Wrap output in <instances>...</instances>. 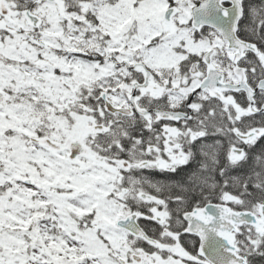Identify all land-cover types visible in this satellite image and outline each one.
<instances>
[{"label": "snow or ice", "instance_id": "snow-or-ice-1", "mask_svg": "<svg viewBox=\"0 0 264 264\" xmlns=\"http://www.w3.org/2000/svg\"><path fill=\"white\" fill-rule=\"evenodd\" d=\"M0 264H264V0H0Z\"/></svg>", "mask_w": 264, "mask_h": 264}]
</instances>
